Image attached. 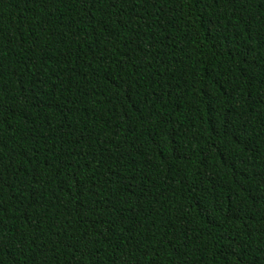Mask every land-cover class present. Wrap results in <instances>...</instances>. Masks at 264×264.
Returning a JSON list of instances; mask_svg holds the SVG:
<instances>
[{
  "label": "trees",
  "instance_id": "1",
  "mask_svg": "<svg viewBox=\"0 0 264 264\" xmlns=\"http://www.w3.org/2000/svg\"><path fill=\"white\" fill-rule=\"evenodd\" d=\"M0 264H264V0H0Z\"/></svg>",
  "mask_w": 264,
  "mask_h": 264
}]
</instances>
